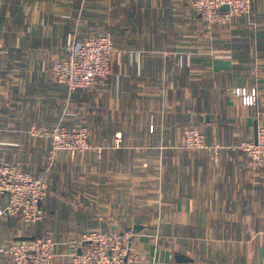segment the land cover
<instances>
[{"label": "crops", "instance_id": "crops-1", "mask_svg": "<svg viewBox=\"0 0 264 264\" xmlns=\"http://www.w3.org/2000/svg\"><path fill=\"white\" fill-rule=\"evenodd\" d=\"M192 1L0 0V30L22 39L6 48L26 56L28 77L56 83L51 66L69 38L103 31L115 52L101 82L120 93L102 98L103 118L92 122V142L106 151L102 176H89L85 193L78 186L49 193L37 224L0 218V264L7 261L2 250L21 237L52 234V264H69L91 230L137 225L143 229L133 231L132 246L140 264H264V171H249L240 148L264 126V0L212 34ZM187 54L191 64L181 65ZM240 87L258 89L256 106L242 105L233 94ZM0 118L16 120L13 112ZM191 126L204 132L206 148L181 146Z\"/></svg>", "mask_w": 264, "mask_h": 264}, {"label": "built area", "instance_id": "built-area-1", "mask_svg": "<svg viewBox=\"0 0 264 264\" xmlns=\"http://www.w3.org/2000/svg\"><path fill=\"white\" fill-rule=\"evenodd\" d=\"M254 0H193L191 7L201 17L204 28L212 34L216 28L232 24L234 19L249 16ZM228 7V10H224ZM115 45L107 32L75 40L71 36L65 47V56L54 60L51 74L55 81L65 86L68 92L92 89L111 73L112 54ZM0 54L8 55L5 38L0 33ZM183 56L181 65L191 64V55ZM233 94L241 100L243 106L257 105L259 92L256 87L234 88ZM151 130H154L153 125ZM29 135L46 138L50 141L54 154L62 151L84 153L105 148L89 142L90 133L86 128L55 126L52 130L34 128ZM121 134L116 135L117 147ZM205 135L199 127L191 126L183 130L181 146L188 151L206 148ZM247 158L249 171H264V126L258 130L257 140L244 142L240 146ZM214 148V152H218ZM48 196V184L45 175L35 176L24 169L22 163H8L0 160V218H18L32 225L45 217L42 208ZM133 231H103L99 229L86 233L79 241L81 253H73L69 264H140V254L132 246ZM56 241L52 234L35 237L33 240L16 241L2 252L7 257L4 264H52L56 256Z\"/></svg>", "mask_w": 264, "mask_h": 264}, {"label": "rangeland", "instance_id": "rangeland-1", "mask_svg": "<svg viewBox=\"0 0 264 264\" xmlns=\"http://www.w3.org/2000/svg\"><path fill=\"white\" fill-rule=\"evenodd\" d=\"M68 1L74 4L78 1L83 3L86 0ZM86 6L87 4L84 7ZM100 25L103 24L98 23V26ZM0 33L4 34L8 48L15 42L18 44L21 42L22 45L21 37L9 38L7 31L3 30H0ZM25 60L26 56L22 51L15 53L10 51L8 55L0 54V81L15 80V85L0 87V114L13 112L16 116V120H11L9 126L6 119L0 118V128L11 127L14 131L13 133L0 132V160L23 163L24 169L33 175L38 177L45 175L48 195L73 192L77 186L85 193L93 186L86 183L91 179V175L95 174L97 177L104 173L101 162L106 151L102 150L98 153V151L89 150L75 154L72 151H62L54 154L48 139L35 138L28 132L34 128L52 130L57 125L86 128L90 133L89 142L94 146H101L92 142V122L98 116L102 120L104 114L102 98L105 95L120 94L118 87L111 86L108 89L103 87V82H100L92 89L84 91L86 93L80 92V95L72 102L65 89L57 86L59 84L49 82L35 73L28 77ZM87 100H90L88 106ZM23 131H27L28 135Z\"/></svg>", "mask_w": 264, "mask_h": 264}, {"label": "water", "instance_id": "water-1", "mask_svg": "<svg viewBox=\"0 0 264 264\" xmlns=\"http://www.w3.org/2000/svg\"><path fill=\"white\" fill-rule=\"evenodd\" d=\"M224 10H228V7H224ZM257 140V139H256ZM143 229V226L137 225L134 226L133 228H130L129 231H134V232H141ZM35 237H21L18 238V241H27V240H33ZM81 253V249L78 251V254ZM183 259V256L177 255L176 260Z\"/></svg>", "mask_w": 264, "mask_h": 264}, {"label": "trees", "instance_id": "trees-1", "mask_svg": "<svg viewBox=\"0 0 264 264\" xmlns=\"http://www.w3.org/2000/svg\"><path fill=\"white\" fill-rule=\"evenodd\" d=\"M244 17H246V16H244ZM229 26V25H228ZM0 27H2L3 28V26H0ZM224 27H226V26H224ZM218 28H222V27H218ZM217 29V28H216ZM3 34V33H2ZM6 45V44H5ZM7 47V46H6ZM8 48V47H7ZM10 53V52H9ZM111 65H112V63H111ZM57 83V82H56ZM58 84V83H57ZM60 85V84H59ZM60 86H62V85H60ZM63 88H65V92H66V94H67V96L71 99V101L73 102V101H75V99L80 95L79 93L80 92H84V91H77V92H74V93H71L70 95H69V93H68V90H67V88L65 87V86H62ZM90 90V89H89ZM85 91H88V90H85ZM196 127H199V126H196ZM200 128V127H199ZM201 129V128H200ZM202 131V130H201ZM203 132V131H202ZM204 133V132H203ZM183 147V146H182ZM184 148V147H183Z\"/></svg>", "mask_w": 264, "mask_h": 264}]
</instances>
